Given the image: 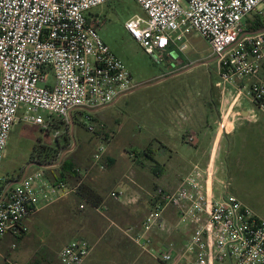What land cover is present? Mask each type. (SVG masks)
<instances>
[{"label":"built area","instance_id":"built-area-1","mask_svg":"<svg viewBox=\"0 0 264 264\" xmlns=\"http://www.w3.org/2000/svg\"><path fill=\"white\" fill-rule=\"evenodd\" d=\"M109 1L0 0V170L18 121L44 131L54 129L55 121L70 127L75 112L83 111L90 120L92 110L112 104L135 86L122 59L99 35L100 18L89 14ZM136 2L144 14L130 17L125 27L156 62L183 58L188 35L196 32L216 57V86L224 93L227 84L245 81L251 117L264 114V30L247 26L249 19L264 24V0ZM218 127L228 132L224 116ZM186 140L193 143L195 135ZM105 153L101 142L94 154L101 169L107 165ZM47 167L28 168L17 180L0 175V240L26 234L27 221L39 208L77 192L80 182L71 186L50 180ZM214 181L212 164H194L176 188L156 191L152 210L139 227L126 229L127 235L160 264H216L226 258L230 264H264V219L228 191L227 181L219 180L223 191L215 197ZM122 194L111 192L116 198ZM169 207L177 213L176 227L191 228L181 248L172 242L153 245L154 229H170L164 217ZM91 250L87 239H74L58 257L62 264H83Z\"/></svg>","mask_w":264,"mask_h":264},{"label":"rangeland","instance_id":"rangeland-1","mask_svg":"<svg viewBox=\"0 0 264 264\" xmlns=\"http://www.w3.org/2000/svg\"><path fill=\"white\" fill-rule=\"evenodd\" d=\"M91 11L90 16L97 15L101 20V25L98 27L99 35L122 59L135 84L132 89L136 88L122 96L116 103L100 110L99 113L91 112L90 120L84 116L83 111L75 112L77 120L73 132L71 126L64 124L59 128L44 131L38 125L18 121L8 141L1 165V176L13 179L22 175L28 167H32V170L38 168V166H32L30 156L39 138L41 143L63 146L57 160H54L52 164H46L47 178L54 181L53 178L59 175L60 164L64 161H67L70 166L82 165L92 156L93 162L94 154L101 142L105 145L111 142L117 153L121 152L120 148L127 149L128 159H131V153H140L142 146L148 142V130L153 129L152 125L159 129L161 125L159 117L164 116L166 119L168 111H172V108L183 106V109L193 111L196 123L207 119L213 123L221 93L220 88L215 85L219 81L217 61L211 60V49L206 39L192 32L188 35L189 48L183 58L170 65L165 59L156 62L125 27V22L130 17L135 14H144L136 0H111L94 7ZM200 62L202 63L196 65ZM169 66L172 67L170 71ZM248 100L250 101L249 98ZM42 114L47 116L46 112ZM90 125L92 128H89ZM63 131L67 132L65 135L73 133L75 146L70 139L67 140L61 136ZM212 134L199 136L201 148L209 144ZM232 136L224 137L219 143L218 166L220 168L218 172L216 171V180L229 182L228 191L238 196L244 204L264 219V119L247 124L242 131ZM72 147H75L73 151L70 150ZM178 147L179 149L182 147V152L187 151L188 154L194 153L196 148L182 141V137L178 139ZM172 189L167 188V190ZM215 191L216 194L223 191L218 181H215ZM42 223L39 225L35 222L32 225L31 234L34 239L27 245L28 251H33L35 257L40 260L45 254L53 256L54 251L65 242L66 238L60 233L52 234L55 232V225H42ZM93 226L94 232L99 234L102 225ZM139 226L136 225V227ZM185 230L191 232L188 226H185ZM29 231L30 228L26 234ZM28 235L31 239L30 233ZM120 235L122 234L119 230L115 233L113 229L108 230L99 241L97 249L104 248V245L112 241L114 236V241H122L133 254L143 253L133 245L131 240L125 238V235L123 237ZM183 240H187V232H184ZM24 241L22 237L8 235L2 242L4 243L2 249L9 248L13 242L17 244V249L26 250ZM183 244L181 243L179 248ZM10 254L7 252L4 257L0 256V264L8 262L18 264L19 262L14 261ZM113 254L110 249L107 256L112 258ZM140 261L137 264H152L146 260L145 256ZM216 264H230V260L226 258L223 262L218 261Z\"/></svg>","mask_w":264,"mask_h":264},{"label":"crops","instance_id":"crops-1","mask_svg":"<svg viewBox=\"0 0 264 264\" xmlns=\"http://www.w3.org/2000/svg\"><path fill=\"white\" fill-rule=\"evenodd\" d=\"M167 62L170 65L175 60L171 59ZM170 69H172L171 66H169V71ZM245 84L246 82L243 80H238L234 84H227L224 93L220 88L221 97L213 123L209 119L196 123L193 111L191 112L183 109V106H178L177 108H172V111H168L169 114L166 119H164V116L163 118L159 117L161 119L159 129L151 124L153 129L148 130V142H145L144 146H142L140 153L132 152L131 159H128L129 152L127 149L120 148L121 152L117 153L110 142L106 144L105 158L107 165L104 169H101L95 163L92 164L94 162H92V156L82 165H67L71 168V171L65 174V181L73 186L77 184L79 177L84 183L90 185L103 198L99 207L94 208L91 206L77 192L63 195L55 202L39 208L28 219V230L30 228L31 239L28 237L29 233L21 236L25 240L24 246L26 250L17 249V244L13 242L9 248L2 249L3 240L8 235H12L7 234L0 240V256L4 257L7 252H10L11 258L13 257L14 261H18V264H62L58 257L61 248L71 240L85 238L92 244V250L83 264H137L141 262L140 260L144 256L150 263L160 264L149 253L133 254L122 241H114V236L112 241L107 243L108 245H104V248L99 250L97 245L103 235L110 229H113L114 233L119 230L122 234L120 236L123 237L125 235V238L131 240L126 233V229L142 224L145 216L153 208V196L156 191L176 188L182 176L194 164L205 167L210 163L218 172L220 168L218 166V150L222 139L226 136L229 138L233 134L236 135L251 122L264 119V114L262 113L258 114L256 118L251 117L253 105L248 100L247 90L244 88ZM134 89L122 94L113 104ZM239 90L240 93L238 92ZM105 107L94 109L92 112L99 113ZM222 116L225 117L228 124L229 130L227 133L218 127V122ZM74 125L75 123H73V126L71 125L73 130ZM199 127L202 129L199 130ZM211 133L213 134L209 144L207 146L203 145L201 148L199 146L201 143L199 136L203 134L211 135ZM188 134L195 135L193 143L186 140ZM181 137L182 141L196 147L194 153L188 154L187 151H184L186 152L184 154L182 147L179 149L178 139H181ZM71 141L75 146L74 139ZM74 149L75 147H72L70 150L73 151ZM144 149H149V152L146 154ZM31 168L29 169L32 170ZM171 176H175V178H171ZM19 177L13 179L17 180ZM112 191H122L123 194L116 198L111 196ZM213 193L215 197H219L221 194H216L215 181L213 183ZM80 205H83V207H80ZM164 217L170 229H154L152 232L153 245L158 247L163 242H172L176 248H179L181 243H185V240H183L184 232H187V239L191 232L186 231L185 226H175L177 213L174 208H167ZM35 222L39 223V225L41 222H43L42 225H55V232L52 234L59 235L60 233L62 237L66 236L65 242L54 251L53 256L45 254L40 260L35 257L33 251H30L31 253L28 251V242L31 241L32 243L34 239L31 234L33 229L31 228ZM80 225L84 226L81 227ZM93 225H102L99 234L94 232L93 228L95 227ZM131 242L136 246L132 240ZM110 249L114 253L112 258L107 256Z\"/></svg>","mask_w":264,"mask_h":264},{"label":"trees","instance_id":"trees-1","mask_svg":"<svg viewBox=\"0 0 264 264\" xmlns=\"http://www.w3.org/2000/svg\"><path fill=\"white\" fill-rule=\"evenodd\" d=\"M92 14V11L89 13ZM247 26L252 30V31H256L259 30L261 28H264V24L262 22H258V21H253V20H248ZM77 120V115H74V123ZM62 126V123L55 121L53 123V127L55 128H59ZM67 132L64 131V136L67 140H73L74 137L73 135H71V133L65 135ZM40 140V141H39ZM63 148V146L57 144V145H49V144H45V143H41V139L39 138L34 147L33 150L31 152V156H30V161H32L33 163H36L38 165H46V164H52L54 160H57L58 155L60 150ZM144 152H146V154L149 152V149H144ZM61 168H60V173L59 176L54 177V180H65V174L67 172L71 171V168L69 166H67V161L62 162L61 164ZM21 176V175H20ZM15 180V179H12ZM80 182V183H79ZM77 183H79L78 185V190H77V194H79V196L82 199H85L88 203H90L91 206H93L94 208L99 207L100 203L102 202L103 198L88 184L84 183L83 180H81L78 177ZM21 238V236H19ZM17 237V238H19Z\"/></svg>","mask_w":264,"mask_h":264},{"label":"water","instance_id":"water-1","mask_svg":"<svg viewBox=\"0 0 264 264\" xmlns=\"http://www.w3.org/2000/svg\"><path fill=\"white\" fill-rule=\"evenodd\" d=\"M263 30H264V28L259 29V30H256V31H254V32H259V31H263ZM211 60H212V61H213V60H216V57L212 58ZM201 63H202V62L197 63L196 65H199V64H201ZM205 63H206V62H205ZM73 123H74V122L72 121V123H71L72 126H73ZM72 132H73V128H72ZM71 135H73V133H72ZM31 164H33V165H38V164H36V163H31ZM38 166H39V165H38ZM28 168H29V167H28ZM28 168H27V169H28ZM27 169L25 170V172L27 171ZM25 172H24V174H25ZM24 174H23V175H24Z\"/></svg>","mask_w":264,"mask_h":264},{"label":"flooded vegetation","instance_id":"flooded-vegetation-1","mask_svg":"<svg viewBox=\"0 0 264 264\" xmlns=\"http://www.w3.org/2000/svg\"><path fill=\"white\" fill-rule=\"evenodd\" d=\"M212 58H214V56H212ZM213 61H216V60H213ZM61 136L65 138V136H64V131H63V133H62ZM58 138H59V137H58Z\"/></svg>","mask_w":264,"mask_h":264}]
</instances>
